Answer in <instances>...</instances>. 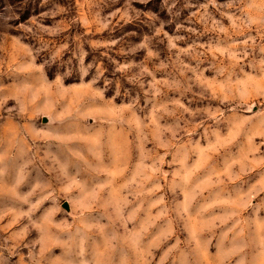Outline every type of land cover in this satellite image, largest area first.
Wrapping results in <instances>:
<instances>
[{
  "label": "rangeland",
  "instance_id": "1",
  "mask_svg": "<svg viewBox=\"0 0 264 264\" xmlns=\"http://www.w3.org/2000/svg\"><path fill=\"white\" fill-rule=\"evenodd\" d=\"M0 264H264V0H0Z\"/></svg>",
  "mask_w": 264,
  "mask_h": 264
}]
</instances>
